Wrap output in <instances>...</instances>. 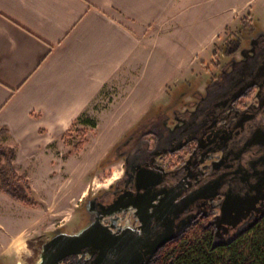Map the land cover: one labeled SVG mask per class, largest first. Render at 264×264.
<instances>
[{"label": "rangeland", "instance_id": "rangeland-1", "mask_svg": "<svg viewBox=\"0 0 264 264\" xmlns=\"http://www.w3.org/2000/svg\"><path fill=\"white\" fill-rule=\"evenodd\" d=\"M260 2H235L238 18L213 44L210 35L224 22L221 11L191 8L162 35L150 62L135 68L124 82L108 84L91 101L87 115L93 125L73 120L67 129L41 131L39 145L24 148L0 138L1 144L15 148L16 155L18 151L13 159L16 173L32 190L31 205L0 191V264H38L44 243L56 230L70 234L86 225L85 198L102 194L122 175L125 140L141 133L154 114L193 109L206 89L221 88L233 64L242 59L241 48L251 52L264 41ZM236 39L240 49L227 55L226 42Z\"/></svg>", "mask_w": 264, "mask_h": 264}, {"label": "crops", "instance_id": "crops-1", "mask_svg": "<svg viewBox=\"0 0 264 264\" xmlns=\"http://www.w3.org/2000/svg\"><path fill=\"white\" fill-rule=\"evenodd\" d=\"M237 1L0 0L1 141L38 146L41 131L67 129L108 84L150 62L191 8L221 11L213 44Z\"/></svg>", "mask_w": 264, "mask_h": 264}, {"label": "flooded vegetation", "instance_id": "flooded-vegetation-1", "mask_svg": "<svg viewBox=\"0 0 264 264\" xmlns=\"http://www.w3.org/2000/svg\"><path fill=\"white\" fill-rule=\"evenodd\" d=\"M263 42L253 47L258 49ZM240 53L242 59L239 62L249 55L243 48ZM239 62H235L233 68ZM211 91L206 89V94L193 109L154 114L145 122L141 133L132 134L125 140L120 152L124 164L122 175L102 194L85 198L88 221L70 234L94 226L95 233L99 234L144 235V227L154 222L161 203L169 201L172 204L170 214L177 216L174 224H178L179 229L172 241L153 254L149 264H155L170 244L190 237L194 229H198V234L209 233L214 243L219 239L231 242L249 230L241 231L252 214L238 226H229L221 237L214 234L228 188L226 183L219 187L214 197L199 198L193 204L188 202L199 184H211L219 178L230 184L236 167L264 162V79L221 114L215 115L210 110L208 96L213 94ZM192 136L194 140L187 141ZM198 140L204 148L194 152ZM249 147L248 151L239 154L240 150ZM260 171H264V164L249 170L250 175H259ZM210 190L204 191L203 195ZM261 203L260 200L257 205ZM63 233L58 229L51 238ZM51 238L44 243L41 255L49 249ZM93 252L90 247H84L81 253L68 255L57 264H87Z\"/></svg>", "mask_w": 264, "mask_h": 264}, {"label": "water", "instance_id": "water-1", "mask_svg": "<svg viewBox=\"0 0 264 264\" xmlns=\"http://www.w3.org/2000/svg\"><path fill=\"white\" fill-rule=\"evenodd\" d=\"M263 79L264 43L258 49L253 47L249 55L245 56L235 68L227 73L225 79L220 83L221 88L214 90L213 94L208 96L211 112L215 115L221 114L239 97L245 95L250 87L259 84ZM193 123H195L194 120ZM192 140H194V136L187 141ZM202 148L204 147L200 146L198 140L194 152ZM249 149L250 147L243 151L240 150L239 154ZM263 164V161L261 163L257 161L252 164L247 163V166L236 167L231 175L230 184L219 178L213 180L211 184H199L193 189L189 204H193L199 198L214 197L220 186L225 183L228 185L221 204V215L214 231L215 236L221 237V233L227 231L229 226H238L240 221L247 218L249 214L252 216L249 217L241 231L252 228L263 217L264 171H260L259 175L255 173L250 175L249 172L250 169L256 170ZM206 190L211 192L203 195ZM260 200L262 203L258 206L257 203ZM171 205L169 201L161 203L154 222H150L144 227V235L132 236L127 233L112 234L109 232L99 234L95 233L94 226H89L77 234L63 233L56 236L50 240L49 249L42 255L39 264H57L68 255L81 253L84 247L94 250L93 256L87 264H149L153 254L160 247L172 241L179 229V225L174 224V219L177 216L173 217L170 214ZM226 243H228V239H219L215 244Z\"/></svg>", "mask_w": 264, "mask_h": 264}, {"label": "trees", "instance_id": "trees-1", "mask_svg": "<svg viewBox=\"0 0 264 264\" xmlns=\"http://www.w3.org/2000/svg\"><path fill=\"white\" fill-rule=\"evenodd\" d=\"M240 44V39L230 40L223 51L232 55L241 47ZM74 123L92 124L93 120L84 110ZM5 131L0 128V138ZM15 155L14 147L0 143V191L13 200L31 205L29 192L32 190L27 180L16 173L13 164ZM160 261L159 264H264V218L226 244H215L209 233H192L190 237L172 243Z\"/></svg>", "mask_w": 264, "mask_h": 264}]
</instances>
